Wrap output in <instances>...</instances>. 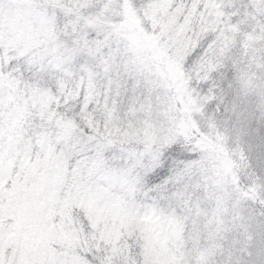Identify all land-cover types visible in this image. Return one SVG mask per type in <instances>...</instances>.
I'll return each instance as SVG.
<instances>
[{"label": "snow or ice", "instance_id": "snow-or-ice-1", "mask_svg": "<svg viewBox=\"0 0 264 264\" xmlns=\"http://www.w3.org/2000/svg\"><path fill=\"white\" fill-rule=\"evenodd\" d=\"M0 264H264V0H0Z\"/></svg>", "mask_w": 264, "mask_h": 264}]
</instances>
